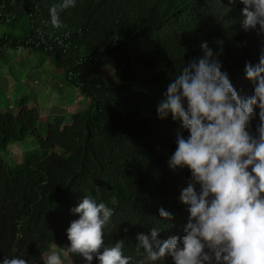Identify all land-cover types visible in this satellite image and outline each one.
<instances>
[{
  "label": "trees",
  "instance_id": "16d2710c",
  "mask_svg": "<svg viewBox=\"0 0 264 264\" xmlns=\"http://www.w3.org/2000/svg\"><path fill=\"white\" fill-rule=\"evenodd\" d=\"M39 1L0 0V65L15 77L20 56L41 55L88 106L44 119L23 94L0 110V152L36 143L12 164L0 155V264H52L65 232L56 211L87 193L107 233L72 234L71 264H184L194 248L205 264H264V52L253 37L264 0H80L61 16ZM190 187L218 198L198 240L118 243L121 214H136L139 231L161 189L173 205Z\"/></svg>",
  "mask_w": 264,
  "mask_h": 264
},
{
  "label": "clouds",
  "instance_id": "9594fccd",
  "mask_svg": "<svg viewBox=\"0 0 264 264\" xmlns=\"http://www.w3.org/2000/svg\"><path fill=\"white\" fill-rule=\"evenodd\" d=\"M109 1L115 5L136 3V0ZM49 5L48 0H40L38 2V8H41L43 12H48ZM79 7L80 0H53L51 10L54 12L56 10L61 16L66 13H75ZM254 22H248V26L251 27V23ZM253 37L258 42L259 50L264 52V35L260 33ZM259 171H262V169H254V172ZM175 195L174 204L170 205L166 190L161 189L156 196V203L151 214L147 215L150 216V219L145 216L146 214L139 213L142 220L146 222V226L139 231L136 226V214H121L120 223H118L120 227L117 228L119 236L116 240L118 243L122 247H126L127 244L135 245L136 251L145 248L169 250L178 246L179 242H183L185 247H189L194 240H198L202 229L209 225L214 219L213 217H215L214 207L218 198L209 191L200 192L193 187L184 190L179 189ZM100 202V199L87 193V195H80L72 205H67L65 209L56 211L57 224L62 229V232H65L60 239L55 238L60 241L51 243L50 249L52 252L54 247L59 249L62 254L67 256V263L71 264L67 247L71 248L74 245L72 234H75L76 238L79 236L80 240H82L95 231L107 233L108 222L102 212ZM64 226H67L69 232ZM136 240L138 245H136ZM82 244L85 246L88 243L83 242ZM201 249H191L185 256L186 261L184 264H187L192 259L193 253L198 251L202 253L205 260L204 252ZM56 258L57 256L52 260V264H54Z\"/></svg>",
  "mask_w": 264,
  "mask_h": 264
},
{
  "label": "rangeland",
  "instance_id": "374dc122",
  "mask_svg": "<svg viewBox=\"0 0 264 264\" xmlns=\"http://www.w3.org/2000/svg\"><path fill=\"white\" fill-rule=\"evenodd\" d=\"M5 29L0 26V38L4 35ZM20 58L14 64L15 74L13 77L11 69L7 65H0V86L5 91V96L0 103V110L15 111L17 97L29 94L39 105L43 118L48 115H66L77 113L88 106L86 99L75 88L64 84V74L57 73L47 58L39 55H29ZM105 79L110 85L119 84L118 79L110 68H107ZM44 125V121L41 126ZM27 145V146H26ZM36 149V143L28 142L25 146L16 145L7 151L0 152L1 157L9 164L25 157L27 152ZM57 256L54 264L67 263V256L59 249L53 248ZM187 264H204V257L200 251L194 252L192 259Z\"/></svg>",
  "mask_w": 264,
  "mask_h": 264
}]
</instances>
